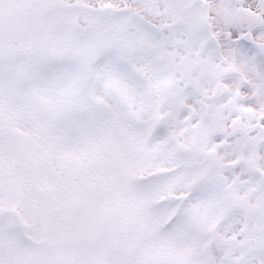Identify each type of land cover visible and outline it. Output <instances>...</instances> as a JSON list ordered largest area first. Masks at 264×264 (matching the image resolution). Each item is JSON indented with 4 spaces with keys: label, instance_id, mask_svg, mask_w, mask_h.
I'll use <instances>...</instances> for the list:
<instances>
[{
    "label": "snow or ice",
    "instance_id": "snow-or-ice-1",
    "mask_svg": "<svg viewBox=\"0 0 264 264\" xmlns=\"http://www.w3.org/2000/svg\"><path fill=\"white\" fill-rule=\"evenodd\" d=\"M0 264H264V0H0Z\"/></svg>",
    "mask_w": 264,
    "mask_h": 264
}]
</instances>
